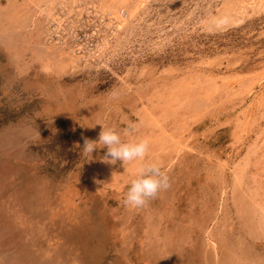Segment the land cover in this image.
Returning <instances> with one entry per match:
<instances>
[{
	"label": "rangeland",
	"instance_id": "1",
	"mask_svg": "<svg viewBox=\"0 0 264 264\" xmlns=\"http://www.w3.org/2000/svg\"><path fill=\"white\" fill-rule=\"evenodd\" d=\"M99 124L170 187L126 207L139 162L82 154ZM6 166L48 224L0 264H264V0H0Z\"/></svg>",
	"mask_w": 264,
	"mask_h": 264
},
{
	"label": "clouds",
	"instance_id": "2",
	"mask_svg": "<svg viewBox=\"0 0 264 264\" xmlns=\"http://www.w3.org/2000/svg\"><path fill=\"white\" fill-rule=\"evenodd\" d=\"M101 125L98 139L84 138L82 154L91 155L94 151L106 148L100 159L106 163L120 160L123 164L139 162L134 178L125 193L124 204L132 210L141 209L156 198L162 190L170 187L169 176L162 171L159 163L147 161L150 141L146 137L123 140L120 131L114 126Z\"/></svg>",
	"mask_w": 264,
	"mask_h": 264
},
{
	"label": "bare ground",
	"instance_id": "3",
	"mask_svg": "<svg viewBox=\"0 0 264 264\" xmlns=\"http://www.w3.org/2000/svg\"><path fill=\"white\" fill-rule=\"evenodd\" d=\"M1 174L5 175L0 177V190L1 186L11 178L10 169L6 166ZM25 199L27 201H22L20 197L18 199L11 194L0 198V210L7 212L4 216H0V234L5 235V242H0V257L4 255L13 263H15L19 245L36 244L35 240L42 241L45 226L48 224V211L43 209L41 200L37 202L34 198ZM7 227L8 231H6ZM10 239L14 241L11 242Z\"/></svg>",
	"mask_w": 264,
	"mask_h": 264
}]
</instances>
